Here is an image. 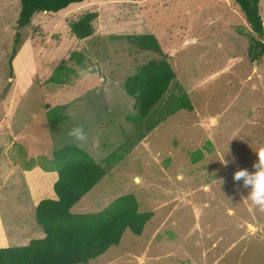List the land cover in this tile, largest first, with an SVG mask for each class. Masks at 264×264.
I'll return each instance as SVG.
<instances>
[{
	"label": "rangeland",
	"instance_id": "obj_1",
	"mask_svg": "<svg viewBox=\"0 0 264 264\" xmlns=\"http://www.w3.org/2000/svg\"><path fill=\"white\" fill-rule=\"evenodd\" d=\"M86 10L97 11L93 33L71 36L69 21ZM18 12L19 0H0V248L44 236L35 213L54 197L51 152L75 143L106 173L71 211L133 194L153 215L141 234L126 229L117 245L74 264H264V210L233 180L256 170L264 148V43L250 52L234 2L83 0L36 14L15 43ZM259 14L264 22V0ZM145 34L175 72L157 109L182 94L193 107L148 131L127 121L134 100L121 83L160 57L128 39ZM77 125L87 143L68 135ZM113 151L122 156L107 166Z\"/></svg>",
	"mask_w": 264,
	"mask_h": 264
},
{
	"label": "trees",
	"instance_id": "obj_2",
	"mask_svg": "<svg viewBox=\"0 0 264 264\" xmlns=\"http://www.w3.org/2000/svg\"><path fill=\"white\" fill-rule=\"evenodd\" d=\"M81 1L83 0H19L14 42L19 43L21 35L18 30L29 25L36 14L56 12L69 3ZM232 1L249 27V50L252 52L256 46L260 47L264 43V22L259 14L260 0ZM96 17L97 11H83L69 21V34L76 38L90 36L94 31L93 21ZM128 39L139 51L157 53L160 57L141 63L134 72L122 79L124 91L134 100L135 112L126 115L127 121L134 127L148 131L176 110L192 109L186 94L180 95L176 102L175 99L169 100L163 112L157 109L175 72L154 36L145 34L128 36ZM13 52L15 53V49ZM261 53H264V49H261ZM157 111L160 113H156ZM51 155L56 174L52 183L54 197L39 200L35 213L44 236L32 239L25 245L1 247L0 264L87 263L110 246L117 245L126 229L134 234H141L144 225L153 215L152 211H139V203L133 194L117 197L100 211H71L72 206L103 178L105 168L85 148L75 143L63 144L54 149ZM121 156L122 153L113 151L104 161H108V166Z\"/></svg>",
	"mask_w": 264,
	"mask_h": 264
},
{
	"label": "clouds",
	"instance_id": "obj_3",
	"mask_svg": "<svg viewBox=\"0 0 264 264\" xmlns=\"http://www.w3.org/2000/svg\"><path fill=\"white\" fill-rule=\"evenodd\" d=\"M68 135L75 141L87 143L88 134L83 125H77L70 129ZM95 147H99V142H94ZM257 153L258 162L253 165L256 169L250 173L246 169H240L233 175L234 181H243V186L249 188V199L253 205L261 210H264V148H261ZM228 161L223 159V163L227 165Z\"/></svg>",
	"mask_w": 264,
	"mask_h": 264
},
{
	"label": "crops",
	"instance_id": "obj_4",
	"mask_svg": "<svg viewBox=\"0 0 264 264\" xmlns=\"http://www.w3.org/2000/svg\"><path fill=\"white\" fill-rule=\"evenodd\" d=\"M8 80H9L10 83L13 82L12 81V77H8ZM2 121H3V123H5V120H2ZM0 132H1V130H0Z\"/></svg>",
	"mask_w": 264,
	"mask_h": 264
},
{
	"label": "bare ground",
	"instance_id": "obj_5",
	"mask_svg": "<svg viewBox=\"0 0 264 264\" xmlns=\"http://www.w3.org/2000/svg\"><path fill=\"white\" fill-rule=\"evenodd\" d=\"M251 227H253V226H251Z\"/></svg>",
	"mask_w": 264,
	"mask_h": 264
},
{
	"label": "water",
	"instance_id": "obj_6",
	"mask_svg": "<svg viewBox=\"0 0 264 264\" xmlns=\"http://www.w3.org/2000/svg\"><path fill=\"white\" fill-rule=\"evenodd\" d=\"M45 12V11H44ZM264 47V46H263Z\"/></svg>",
	"mask_w": 264,
	"mask_h": 264
}]
</instances>
